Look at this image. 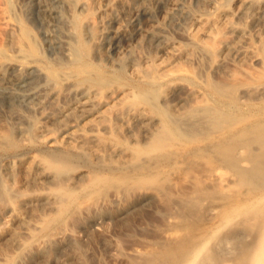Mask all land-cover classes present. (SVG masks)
<instances>
[{"label": "rangeland", "instance_id": "1", "mask_svg": "<svg viewBox=\"0 0 264 264\" xmlns=\"http://www.w3.org/2000/svg\"><path fill=\"white\" fill-rule=\"evenodd\" d=\"M25 1L0 0V63L14 60L27 63L34 59L42 67V71L32 72L23 66L20 68L22 71L26 68L23 72L19 69L18 74L13 73L27 79L31 85L55 83L50 92L56 97L46 99L42 106L47 112H56L58 105L69 99L64 79L70 74L66 71L70 68L73 71L70 75L76 74L79 85L97 86L102 94L96 98L95 109L99 113L87 119H82L79 114L70 116L63 120V126L43 119L41 110H30L27 104L13 103V99L9 101L7 96L1 95L0 133L5 136V129L13 125L12 118L18 113L26 117L27 133L24 136L13 134L4 140L5 144L0 147V174L11 190L36 189L31 176L20 168L15 153L23 152L26 154L23 157H44L52 148H58L73 150L91 176L96 180L100 178L94 187L76 188V183L68 189L64 187L74 198L57 211L45 210L38 205L19 207L14 202L12 208H17L20 217L17 219L13 209L0 200V264H137L142 260L141 255L159 249L166 238L175 234L176 223L180 220L179 206L187 195L185 193L192 192L193 188L189 189L192 179L195 183L200 170L202 173L219 170L228 174L215 162L214 153L194 156L186 153L187 150L217 139L227 141L241 129L249 131L240 139L228 142L238 144L248 137L254 139L255 135H262L264 0H256L258 10L248 9V17L243 18L222 14L224 9L232 13L240 10L241 0H178V8L184 12L174 10L164 20L162 13L170 0H128L132 8L139 11L133 22L122 15L120 0H72L70 13L50 1L57 11L53 33L70 39L77 48H74L77 62L63 69L49 65V61L58 56L55 49L46 44L44 18L34 4ZM80 2L85 6L79 7ZM108 16L120 18L129 31L147 24L154 28L140 43L133 39L123 40V53L119 57L111 54L107 59L99 58L96 46L106 41L104 28L111 25ZM195 16L200 20L195 22ZM229 21L244 28L242 37L228 31ZM85 24L90 30L88 39L84 35ZM67 25L72 28L69 30ZM12 29L23 36L24 50L6 46V34ZM223 40H230L235 48L249 47L251 53L239 58L232 48L221 56L218 50H221ZM167 41L184 53L181 59L161 55L160 49ZM173 86L177 89L172 92ZM187 86L197 93L190 104L179 103V115L183 120L201 116L206 126H194L193 133L187 129L170 132L166 129L170 141L158 151L169 154L168 151L175 147L180 149L154 166L152 176L122 173L118 168L122 162H128L127 158L138 150L150 151L152 140L150 134L143 131L142 120L127 115L131 98L123 97V90L131 89L132 93L139 94V103L148 104L150 114L158 122L154 129L159 131L161 124H170L175 115L172 105L186 93ZM115 87V93L104 95L106 89ZM215 87L220 92H216ZM192 107L199 109L195 117L194 112H190ZM187 119L184 122L188 123ZM65 128L76 129L80 140L68 142L63 139L61 131ZM92 134L99 139L102 157H97L86 146V140ZM167 139L168 134L159 140V145ZM170 144H174L172 149ZM112 147L125 148L128 157L112 154ZM102 165L106 168H101ZM9 168L13 169L11 176L6 173ZM206 175L210 176L209 173ZM138 184L143 188L150 184L147 187L152 190L149 197L138 195L141 191ZM205 222L214 225L217 217L211 215ZM41 223L40 229L34 228ZM23 227H28L32 236L24 237L25 247L16 249L11 239L13 235L21 234Z\"/></svg>", "mask_w": 264, "mask_h": 264}, {"label": "bare ground", "instance_id": "2", "mask_svg": "<svg viewBox=\"0 0 264 264\" xmlns=\"http://www.w3.org/2000/svg\"><path fill=\"white\" fill-rule=\"evenodd\" d=\"M29 1L34 4V7L43 16L46 25V44L51 48L53 47L55 54L58 56L50 60L49 65L61 67L62 69L72 67L75 61L77 62V52L74 50L76 47L70 39L61 36L57 37L53 33L52 27L57 11L53 9L52 4H56L58 8L65 9L70 13L72 12V4L74 2L72 0ZM50 1H52V4ZM120 2L122 15L133 22L138 16L139 11L132 8L128 0H120ZM258 3L256 0H241L242 5L240 10L232 13L224 9L222 14L226 17L230 15L242 18L248 17L247 10L251 8L253 12H256L258 10ZM84 6V2L79 3V7ZM178 7V0H170L163 10V20L168 18L174 10H178L181 13L184 12V9H179ZM107 20L111 25L107 29L104 28L106 41L96 46L97 57L103 59H107L111 54H117L119 57L123 53L121 44L123 40L133 39L134 42L140 43L144 40L143 38L152 34V28H154L153 25L147 24L144 27L129 31L120 18L108 16ZM199 20V17H194L195 22ZM226 20L228 19L226 18ZM227 27L230 33H234L239 37H242L245 33L244 28L236 26L232 21L228 22ZM67 28L70 30L72 26L67 25ZM84 29V35L88 39L90 37L89 26L85 24ZM206 34L208 35L209 32L206 31ZM6 42L8 49L24 50L23 36L17 35L13 29L7 32ZM221 43V50H218L221 56L227 50L235 48L230 40H223ZM233 51H235L236 56L239 58L248 56L251 53L250 48L244 46H238ZM160 53L176 60L181 59L184 54L178 51L173 43L169 41L164 43L160 49ZM23 66H27L32 72L34 70L37 72L42 71V67L40 68L34 59L28 60L27 63H23L20 60L0 63V96H7L9 101L13 99V103L17 101L18 103L21 102L19 104H27L30 110L39 109L41 110L40 114L43 119L59 123L60 126H63L61 125L63 120L70 116L79 114L83 117L82 119H87L89 116L99 113L95 108L97 103L96 98L102 94L101 89L90 84L79 85L77 77L74 76L76 74L70 75L73 72L72 68L66 70L70 74L64 79V83L67 84V96L69 99L58 105L56 112H47L42 106L46 99L56 97V94L50 92V90L55 88V83L50 82L48 86H45L40 83L34 84L30 81L33 85L29 84L27 79H21V76L17 77L13 73ZM15 74H18V72ZM21 75L23 76V74ZM137 77H140V75H137ZM175 86L171 88L172 92L177 89ZM115 89L117 88L106 89L104 95L115 93ZM185 89L186 93L179 97L178 103L172 105L175 115L171 119L170 124H161L159 131L154 129V126L158 122L154 121L155 118L150 114L148 104L139 103V94L132 93L131 89L125 88L123 90V97L130 96L131 98L127 115L131 118L141 119L143 131L146 134H150L149 138H152V140L149 145L151 147L150 151L149 149L144 151L138 150V152L132 153L131 158H127L129 159L128 162H122L123 164L118 167L122 173L127 172L145 177L152 176L150 173L155 168L154 166L157 167L158 164H161L160 162L168 158L169 154L174 155L179 152L180 148H177V151L176 147L174 150H169V154H162L158 151L165 142L170 141L169 132L172 129H184L183 131L187 129L191 132L194 126H206L203 122V117H195V113L199 111L198 108L192 107L193 111H190L194 112V114H191L194 115L196 120L194 118L190 120L191 118L188 117L190 119L186 118L188 120V123H186L184 122L186 119L183 120L180 117L178 111L179 103L190 104L197 93L190 86ZM215 91L220 92L216 87ZM123 97L120 100H123ZM207 118L208 120L210 119L208 114ZM12 121L13 125L5 129V136L0 133V147L5 144L4 140L7 137L13 134L24 136L27 133L24 125L26 117L23 114L18 113L14 115ZM73 129H63L61 131L63 139L69 140L68 142L80 140L81 136H78L76 129ZM166 129H169V132ZM246 131L249 130H238L228 140L240 139L246 135ZM167 134L168 139L163 140L161 145H159V140ZM228 140L221 141L217 139L214 141L215 144L210 141L211 143L204 144V146H196L193 149L187 150L186 153L193 154L194 156L214 153L216 157L212 156V158H216L215 162L221 166L220 169L228 171V174L225 175L224 173L227 172L223 173V171L219 170H208L206 173L207 170L204 171V167H202L203 169H201L204 173L200 170V173L197 174L199 175L200 182H198V178L195 180L197 175L195 177L190 176L194 178L195 183H192L194 182L193 179L189 178L192 179L191 188L189 189L193 188V190L192 192L189 190L190 192L185 193L187 195H185L179 206L180 220L176 223L177 231L166 238L165 243L159 249L141 255L142 260L137 264H264V127L262 135H255L254 139H249L248 137L238 144L232 141L228 142ZM86 141L89 151H92L97 157L104 156L103 150L98 147L99 139L96 135L92 134ZM172 147H174V144L171 146V149ZM111 149L114 155H125L128 157L125 148L112 147ZM15 156L19 157L20 168H24L27 171L35 186L37 185V188L25 192L18 188L11 190L6 186L0 174V200L9 208H12L15 202V205L19 207L38 205L45 210L57 211L62 208L65 202L73 200L74 197L71 191L66 190L72 183L77 184L76 188L94 187L95 182L100 178L96 180L91 176V173L86 170L87 166L78 159L81 157H78L73 150L52 148L44 157H23L26 156L23 152H17ZM79 162H81V165H79ZM101 168L105 169L106 166L102 165ZM12 171L13 169L9 168L6 173L11 176ZM201 173L203 176H206V179H203V176L200 179ZM205 173H209L210 176ZM142 181L145 182L146 180L144 181L143 179ZM188 183L190 184V181ZM149 186L150 184H145L146 188H143L142 185L139 186L141 191H139L138 195L144 198L149 197L152 192V190L147 188ZM136 190L138 191L137 188ZM12 209L16 218L20 219L17 214V208ZM211 215L217 217V223L207 225L205 221ZM41 227L42 223L34 225L36 229H40ZM26 236H32L28 227H23L21 234L12 236L11 241L16 249L25 247L26 241L24 237Z\"/></svg>", "mask_w": 264, "mask_h": 264}]
</instances>
